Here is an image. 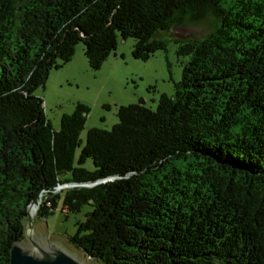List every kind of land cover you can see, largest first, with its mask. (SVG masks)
<instances>
[{"label":"trees","instance_id":"1","mask_svg":"<svg viewBox=\"0 0 264 264\" xmlns=\"http://www.w3.org/2000/svg\"><path fill=\"white\" fill-rule=\"evenodd\" d=\"M207 16L212 32L174 41L173 96L117 107L74 164L89 109L53 130L34 96L50 72L80 43L97 71L118 38L146 61L157 33ZM37 196L38 218L92 207L68 241L93 264H264V0H0V264Z\"/></svg>","mask_w":264,"mask_h":264},{"label":"rangeland","instance_id":"2","mask_svg":"<svg viewBox=\"0 0 264 264\" xmlns=\"http://www.w3.org/2000/svg\"><path fill=\"white\" fill-rule=\"evenodd\" d=\"M214 26L215 20L207 16L199 23H186L174 26L167 33H157L154 38L164 42V49L157 51L146 61L132 58L133 39L118 38L116 49L97 71L88 68L83 45L78 44L71 61L60 69L51 71L44 88H38L34 92V96L43 101L45 117L55 131L59 129L61 116L70 115L76 103L89 109L84 129L79 136L80 146L75 149L74 164L90 129L110 130L118 122L117 107L143 100L146 107L154 110L160 94L172 97L173 85L182 76V65L176 56L177 45L174 41L201 39L212 32ZM82 167L92 171V161L86 160ZM61 178L69 176L63 175ZM63 195L64 192L60 193V198ZM61 207L60 199L50 216H34L36 235L39 233L42 238L47 237L49 241L61 243L69 253L76 254L80 261H84L83 264H93L68 241V237L76 231L75 224L83 222L92 207L84 205L78 212L67 215L61 212Z\"/></svg>","mask_w":264,"mask_h":264},{"label":"water","instance_id":"3","mask_svg":"<svg viewBox=\"0 0 264 264\" xmlns=\"http://www.w3.org/2000/svg\"><path fill=\"white\" fill-rule=\"evenodd\" d=\"M38 196L26 208L24 239L26 243H14L9 253L8 264H83L77 255L69 253L59 242L49 241L47 237L35 233L34 217L29 207L34 205Z\"/></svg>","mask_w":264,"mask_h":264},{"label":"built area","instance_id":"4","mask_svg":"<svg viewBox=\"0 0 264 264\" xmlns=\"http://www.w3.org/2000/svg\"><path fill=\"white\" fill-rule=\"evenodd\" d=\"M104 181H100V182H96V183H86V184H75V183H64V184H58L54 187V189L51 191L52 194H58L59 192L63 191V190H69V189H73V188H78V187H91L94 186L96 184H101ZM40 195H44V193L42 192Z\"/></svg>","mask_w":264,"mask_h":264},{"label":"bare ground","instance_id":"5","mask_svg":"<svg viewBox=\"0 0 264 264\" xmlns=\"http://www.w3.org/2000/svg\"><path fill=\"white\" fill-rule=\"evenodd\" d=\"M41 197V196H40ZM39 202H40V200H39ZM38 205H39V203L37 204H35L34 203V205H32V206H30L29 207V209L28 210H30V212H29V214L30 215H32V213H33V217L36 215V213H37V210H38Z\"/></svg>","mask_w":264,"mask_h":264},{"label":"crops","instance_id":"6","mask_svg":"<svg viewBox=\"0 0 264 264\" xmlns=\"http://www.w3.org/2000/svg\"><path fill=\"white\" fill-rule=\"evenodd\" d=\"M160 95H161V94H160ZM160 95H159V96H160ZM141 101L144 103V101H143V100H141Z\"/></svg>","mask_w":264,"mask_h":264}]
</instances>
